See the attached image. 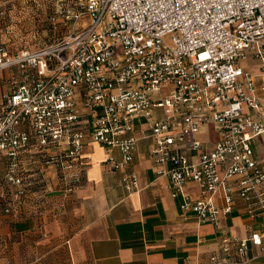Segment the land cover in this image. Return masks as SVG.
Instances as JSON below:
<instances>
[{
	"label": "built area",
	"instance_id": "built-area-1",
	"mask_svg": "<svg viewBox=\"0 0 264 264\" xmlns=\"http://www.w3.org/2000/svg\"><path fill=\"white\" fill-rule=\"evenodd\" d=\"M67 13L74 24L60 42L18 53L0 46V75L18 73L0 104V164L12 162L4 181L16 185L17 204L28 185L23 149L57 169L67 198L86 181V143L101 144L134 194L138 136L150 135L157 172L182 197L186 219L219 226L240 211L258 222L245 239L224 233L203 264L264 257V169L253 149L264 134V0H81ZM213 130L216 140L200 138ZM13 210L10 200L5 212Z\"/></svg>",
	"mask_w": 264,
	"mask_h": 264
},
{
	"label": "crops",
	"instance_id": "crops-1",
	"mask_svg": "<svg viewBox=\"0 0 264 264\" xmlns=\"http://www.w3.org/2000/svg\"><path fill=\"white\" fill-rule=\"evenodd\" d=\"M13 1L0 0V38L6 36L4 4ZM20 2L27 5L21 15L34 16L33 0ZM251 67L258 71V66ZM14 74L0 75V104L13 89L18 78ZM149 136H138L130 169L139 174L142 190L134 194L123 188V173L111 171L105 163L108 151L98 143H86V181L67 198L58 192L57 169L44 166L31 149H23L19 175L26 177L28 185L23 202L17 205L16 185L4 181L12 162L0 164V264H203L219 250L224 233L245 239L259 229L258 222L240 211L223 215L219 226L186 219L180 209L182 197H174L169 178L157 172ZM200 138L214 141L218 136L213 130ZM253 149L264 169V134L255 139ZM39 179L44 181L38 183ZM187 186L186 192L198 196L197 186ZM43 196L45 207L38 208ZM10 200L14 210L7 214L4 203ZM253 255L248 264H264L259 252Z\"/></svg>",
	"mask_w": 264,
	"mask_h": 264
},
{
	"label": "rangeland",
	"instance_id": "rangeland-1",
	"mask_svg": "<svg viewBox=\"0 0 264 264\" xmlns=\"http://www.w3.org/2000/svg\"><path fill=\"white\" fill-rule=\"evenodd\" d=\"M20 1L4 4L6 36L0 38V46L11 49L12 53L32 52L64 40L74 24L67 18V10L76 11L81 0H33L34 16L27 18L21 15L27 5Z\"/></svg>",
	"mask_w": 264,
	"mask_h": 264
},
{
	"label": "trees",
	"instance_id": "trees-1",
	"mask_svg": "<svg viewBox=\"0 0 264 264\" xmlns=\"http://www.w3.org/2000/svg\"><path fill=\"white\" fill-rule=\"evenodd\" d=\"M39 182L42 183L40 179H39L38 183H39ZM26 183L28 184L27 181H26ZM24 198H25V197H24ZM23 200H24V199H23ZM11 201L13 202V206H14V204H15V203H14V200H11ZM7 202H9V201H6V202L4 203L5 208H6V204H7ZM17 205H18V204H17Z\"/></svg>",
	"mask_w": 264,
	"mask_h": 264
}]
</instances>
